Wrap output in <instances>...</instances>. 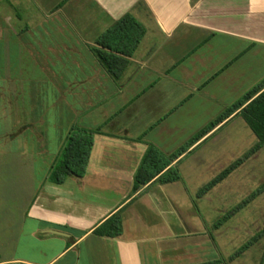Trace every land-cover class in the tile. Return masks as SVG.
Here are the masks:
<instances>
[{
	"label": "crops",
	"instance_id": "0c3cea01",
	"mask_svg": "<svg viewBox=\"0 0 264 264\" xmlns=\"http://www.w3.org/2000/svg\"><path fill=\"white\" fill-rule=\"evenodd\" d=\"M126 15L145 30L130 57ZM263 81L264 0H0V264H225L182 164L241 118L174 160L181 182L133 179ZM74 128L99 131L85 174L52 184ZM118 212L120 237L94 234Z\"/></svg>",
	"mask_w": 264,
	"mask_h": 264
},
{
	"label": "rangeland",
	"instance_id": "374dc122",
	"mask_svg": "<svg viewBox=\"0 0 264 264\" xmlns=\"http://www.w3.org/2000/svg\"><path fill=\"white\" fill-rule=\"evenodd\" d=\"M255 142L254 135L239 119L182 164L184 185L225 264H260L264 257V148L207 195L198 199L197 194L248 153Z\"/></svg>",
	"mask_w": 264,
	"mask_h": 264
},
{
	"label": "trees",
	"instance_id": "16d2710c",
	"mask_svg": "<svg viewBox=\"0 0 264 264\" xmlns=\"http://www.w3.org/2000/svg\"><path fill=\"white\" fill-rule=\"evenodd\" d=\"M112 30L113 32H120L122 34V41L124 45H127V49L122 52L128 57L133 55L145 35L144 28L130 15L123 17ZM95 54L101 64L103 66L107 65L109 69V64H107L108 61L105 56L98 51H95ZM234 114L236 117L243 120L245 125L256 138V144L241 159L235 161L216 179L200 189L197 198H202L216 186L221 184L234 171H236L245 160L254 155L260 149L264 148V81L244 95L238 102L227 108L206 129L201 131L191 143L186 144V146L182 147L176 153L166 156L150 146L135 173L132 189L133 194L137 193L152 182L158 185L181 182L182 179L179 170L177 167H172L174 160L183 155L196 141L205 137L216 126L222 124ZM96 132L81 130L78 128L71 130L65 140L60 157L51 168L48 177L50 183L62 185L68 177L80 179L84 176L93 146V136ZM94 234L107 238L120 237L122 234L120 212L110 217L96 231H94Z\"/></svg>",
	"mask_w": 264,
	"mask_h": 264
},
{
	"label": "water",
	"instance_id": "95a60500",
	"mask_svg": "<svg viewBox=\"0 0 264 264\" xmlns=\"http://www.w3.org/2000/svg\"><path fill=\"white\" fill-rule=\"evenodd\" d=\"M54 234H56V235H58V236H67V235H65V234H63V233H54Z\"/></svg>",
	"mask_w": 264,
	"mask_h": 264
}]
</instances>
